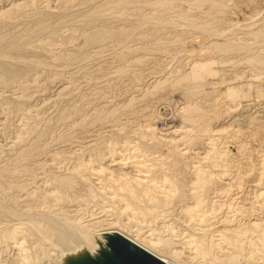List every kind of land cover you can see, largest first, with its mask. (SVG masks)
Segmentation results:
<instances>
[{
  "label": "rangeland",
  "instance_id": "rangeland-1",
  "mask_svg": "<svg viewBox=\"0 0 264 264\" xmlns=\"http://www.w3.org/2000/svg\"><path fill=\"white\" fill-rule=\"evenodd\" d=\"M124 1L0 0V13L6 10L0 15V61H9L20 71L18 77H0V264L102 260L100 250L93 252L73 234L70 236L74 238L68 236L72 248L68 252L49 232L47 219L50 216L57 220L64 214L81 217L82 221L96 222L94 229L102 234L103 229L114 227L117 205L107 198L109 195L97 191L94 198L80 180L74 190L63 193L56 179L77 170L80 161L101 158L103 152L106 163L113 164L111 146H115L116 156L128 158L130 151L123 148L126 140L137 143L140 133L148 130L147 124L154 121L161 128V119H166L169 127L186 123L195 140L185 142L183 134L176 136L183 139L178 147L169 144L176 150L180 148L184 156H172L173 149L163 146L156 153L137 155L138 159L146 161L151 156L146 162H154L153 167H166L163 170L169 172L181 170L182 174L200 164L215 170L219 181L216 179L217 187L213 188L233 183L231 198L244 206L237 213L226 207L218 209L216 218L205 221L210 223L207 225L189 220L182 213L184 202H177L175 207L170 206L167 217L142 224V233L149 234L148 229L153 227L166 236L173 227L179 239H219L222 229L226 231L238 221H255L253 205L262 202L258 207L263 206L264 212V180L260 179L264 157V0ZM100 32L104 33L103 39L91 41ZM224 41L238 47L217 50L215 44ZM194 69L197 79L186 78ZM215 129L223 132V137L218 135L221 142H217V151L223 154L217 156L221 160L218 166L206 158L211 147L209 134L216 133ZM156 156L158 160H154ZM240 175L245 176L242 186ZM212 190L210 197L217 195L218 199L220 190ZM260 192L263 196L258 198ZM205 205L209 208L212 204ZM120 218L123 224L130 223ZM33 221L39 223V230L33 229ZM23 227L27 233L26 262L15 241L2 238L8 231ZM180 246L182 262L195 264L192 250ZM231 253L235 264H255L249 254L242 257Z\"/></svg>",
  "mask_w": 264,
  "mask_h": 264
},
{
  "label": "bare ground",
  "instance_id": "bare-ground-1",
  "mask_svg": "<svg viewBox=\"0 0 264 264\" xmlns=\"http://www.w3.org/2000/svg\"><path fill=\"white\" fill-rule=\"evenodd\" d=\"M124 2L126 3V1H124ZM127 2H128V0H127ZM16 6L20 7L22 5H16ZM2 12H4V13H2ZM2 12L0 13V15L5 14L6 10L2 11ZM103 37H104L103 32L96 33L91 37V39H92L91 41L100 42L103 39ZM215 46H216L217 50L222 52V51H226L229 49H235V47L237 45H234L233 43H230L228 41L227 42L224 41V42H219V43L215 44ZM229 51H231V50H229ZM19 72H20L19 68L16 65L9 63V61L8 62H6V61L2 62V60L0 61V77H13V78L16 76L18 77ZM214 73H216V71ZM191 76L195 77V78H196V76H198L196 69L193 70V72L191 73L190 76L187 75L186 78H191ZM187 104H189V103H187ZM183 106H185V105H183ZM196 106H197V104H196ZM183 109H184V107H183ZM194 110H195V108H194ZM186 111H188V110H186ZM188 112H187V114H190V116L194 114L193 112H192L193 114L188 113ZM195 115L197 116V113ZM200 116H201V114H200ZM200 116H199V118H200ZM199 118H196L194 120H197ZM153 122L154 121H151L149 124H147L148 130L147 131L145 130L146 132L142 131V133H140V137H139L140 141H138L137 143L134 144V142L131 139V140H126V142L124 143L125 145L122 143L123 148H125L124 146H126L127 147L126 151H128L127 149H129V151H130L128 158H121V157L119 158V156H116V153H117V151H115L116 148H113L115 146H111L112 148L109 147L111 149H109L110 151L109 150L108 151L112 155L113 159L111 161L113 162V164H111V163L107 164L106 163V161H107L106 157L107 156L105 157L106 159L104 157H102V156H105V154H104L105 152H103L102 153L103 155L101 156V158L99 157L100 159L99 158H97V159L93 158V159H89L88 162H86L83 159L84 161L78 162L81 164L80 165L78 164L79 167L76 168L77 170H75V171L71 170L72 171V172L70 171L71 173H69V174L67 173V175L65 174L66 176H60L59 178L56 179V180H58V183L60 184L63 193L68 194L73 188L76 187V184L80 180L81 183L83 182L86 184V185L84 184L88 188V189L87 188L86 189L89 191L90 195H92L94 198L96 197V195L98 193L100 195L101 194L102 195L106 194V196L109 195L107 198L109 199V197H110V200H112V202H114L118 207L117 210H114V213H117L118 216H116V214L115 215L110 214V215L118 217V218H116L117 220L115 219L116 222L113 221L114 223L112 226H114V227H111V228L105 229V230L101 229L102 231H104L102 234L100 233L101 232L100 230L98 232V230L94 229V228H96V222H93V223L92 222H85V221H82L81 217L72 218L69 215L67 216V214H64V215H61L60 217H58L57 220L56 219H50V216H48L49 217L48 219H47V217L45 218L48 220V221L47 220L46 221H47V228H48L49 232H51L53 235L57 236L58 239L56 237L55 238L58 240L59 244L63 245L62 246L63 248H65V247H66V249L68 248V250H67L68 252L69 251L72 252V250H69L72 248L68 245V242H67L68 236H69V238H74V237H71L72 235L70 236V234H73V236L74 235L77 236L80 239V241H82L93 252L99 251V250L102 252V257H103L102 260L90 258V259L85 260L84 262H78V263L76 262V263H71V264H122V262L116 257L112 248L110 247V241L113 238H123V239L127 240L129 242V244L131 245L132 249H136L140 252H145V253L151 255L152 257L156 258L157 260H159L163 264H187L186 262H182V259H181L182 258L181 257L182 252L178 248V246H180V244L182 246L185 245L190 250H192V253L191 252L190 253L193 256L192 258H194V260H195V264H199V262L203 263V264H235V263H233V260H232V258H233L232 256L234 255L231 253L232 251H233V253L235 252L236 254L242 255V257L244 254H249L248 255L249 258L255 264H264V252H262L264 250L263 249L264 248V220H263V217H264L263 213L264 212L261 209L263 206L260 208L258 207V206H260L259 204H261L262 202L259 203L257 206H255V205L252 206L254 211L256 212L254 214L257 215V218L255 219V221H253V222L250 221L248 223H241L240 221H238V224L236 223V225L227 227L226 231L224 229H222V232H219V234H220L219 239H217V237H216V239H212V237H211L210 240H206V238L205 239L199 238V239L195 240L194 237L189 238V240H183L184 238L179 239L178 237H180L179 236L180 234H178L179 232L173 230V227L169 228V231H168L169 233L166 236L163 235L162 233H160L161 230L159 232L157 230V228L153 229V227L148 229L150 231L149 234H144V233H142L143 231H140L143 228L142 224H144V223L149 224L152 221L155 222V221L160 220L162 217H164V218L167 217L168 216L167 212H169L168 210L172 207L171 205H173L177 202L178 203L184 202V210H182L183 211L182 213L185 214L186 217L189 218V220L202 222L205 224H207L205 222L206 220H208L210 218V221H211V219L216 216L215 214H217L216 211L218 209L221 210V209H224V207H226V208H228V210L229 209H235L234 211H236V210L240 211V210H243V206H244V204L239 205V204L235 203L234 200H236V199L231 198L233 196V194H232L233 187L235 186V185H233L232 181H231V183H232L231 186L230 185L227 186L228 183L225 184V182H224L219 189L213 188L214 184L216 183L215 182L216 179L219 178V177H217V175H216L217 172H215V170L205 169L200 164V166H198V165L193 166L192 165V168H191L192 171H190L191 170L190 169L188 171L189 173L187 172V170H188L187 168L189 166H187V168H184L185 170L186 169L187 170L184 172V174H182L181 170L179 172H175V171L169 172V171H167V169L165 171L163 170L166 167L165 168L163 167V169L159 168V169H162L163 171L157 169V167H153L154 162H153V165L151 162H150L151 164H148L146 162L147 159L150 158L151 156L146 158V161L140 160L141 158L138 159L137 155H139V154L145 155L146 153H152V152L156 153V151L157 152L160 151L163 146L164 147L165 146L171 147L169 145L170 143H172L174 145V147L175 146L178 147V144H179L178 142L180 140L184 139L185 142H192L191 140H195L193 137L191 138V136H193V135L190 136V132L192 131V129H190L191 131L189 129H186V127H187V125H185L186 123L183 125L182 124L177 125L176 123H179V122H175L176 125H173L172 127H169L167 129H165V128L162 129V128H159L158 126H155ZM230 125H232V124H230ZM230 125H228L229 127L228 126L227 127L230 128ZM209 128H208L207 132H209ZM232 128L233 127H231V129ZM224 129H227V128L224 127ZM221 130H222V128H221ZM221 130H219V132L217 133V131L215 129L216 133L212 132L214 134H209V139L211 140V143H209V145L211 144L210 145L211 147L208 150L206 158L211 159V162L213 164H216V165L218 162L221 161V160L220 161L217 160V156L221 153V152L219 153V151H217V146H218L217 142H219V143L221 142V141H218V138L220 136L223 137V132H222L223 130L222 131ZM210 131H214V129L210 128ZM220 131L222 132V135L219 134ZM234 131H236L235 128H234ZM227 132H230V131L227 130ZM192 133H193V131H192ZM230 133L232 134V131ZM238 133H239V131H238ZM183 134L186 136V138H184L185 136ZM198 134H199V132H198ZM181 135L184 136L183 139L182 138H180V139L176 138V136L181 137ZM218 135H219V137H218ZM188 136H189V138H188ZM206 137H208V136H206ZM228 137H231V136H228ZM142 138L143 139L146 138L145 140L150 139V141H152V142L148 143V141L142 140ZM197 139H198V137H197ZM233 139H231V141ZM198 140H200V139H198ZM228 141H230V140H228ZM132 142H133V145H132ZM243 143H244V141H243ZM242 144L240 145V143H239L240 146H244ZM228 146H230V145H228ZM236 146H238V145H236ZM174 147L173 146L171 147L173 149L172 150L173 154L171 153L172 156L177 155L178 153H179V155H183L180 148H177L178 150H176V148H174ZM184 147H186V146L184 145ZM232 148H230V149H232ZM235 148L236 147H234L233 149L235 150ZM241 148H243V147H241ZM246 149H243L242 152ZM94 150H95V148H94ZM131 150H132V152H131ZM179 150H180V152H179ZM121 151H123V149ZM238 152H239V150H238ZM239 154H240V152H239ZM111 155H109V157H111ZM151 155L153 156L154 154H151ZM222 155L223 154L221 153V156ZM98 156H99V154H98ZM114 157H116V158H114ZM157 158L158 157L156 156V159H154V158L153 159L158 160ZM179 158H181V157H179ZM213 158H215V159H213ZM263 158H262L263 161H261L262 171L260 172V175H261L260 179H262V180H264V159ZM124 159H126L125 162L123 161ZM127 160H129V161H127ZM144 160H145V156H144ZM181 160H182V158H181ZM179 162H177V163H179ZM165 163H167V162H165ZM182 163H184V162H182ZM238 164H239V162H238ZM251 164H253V162ZM251 164H248L249 167ZM155 166H156V164H155ZM74 168H73V170H74ZM256 169H259V168H256ZM250 170H251V168H250ZM239 173H241V172H239ZM241 175H243V174H241ZM241 175H240V178H241ZM55 178H56V176H55ZM244 178H245V176H244ZM244 178H241L240 181H238L239 184H241V186L243 185L242 183H243ZM2 179L3 178L0 174V186H1V180ZM221 179H223V178H221ZM217 181H219V179ZM223 181L224 180H222V182ZM214 187H217V186H214ZM212 189H215V190H212ZM211 190L215 191V192H216V190L217 191L220 190V192L218 191L219 193L216 192L219 194L218 196L220 198L217 197L218 199H215V197L217 195L214 194L216 196L214 198L212 197L213 198L212 199L209 195ZM233 193H235V192H233ZM262 193L263 192H260V194L258 195V198L260 195H262ZM67 194H64V195L66 196ZM85 194H87V193H85ZM58 195H59V193H58ZM100 195H98L97 197H99ZM222 195L225 198L224 197L222 198ZM32 198H33V196H32ZM99 199H101V198H99ZM101 200H103V199H101ZM207 202H209V203L211 202V204H212L211 207H209L210 209L205 208V207H207L205 205ZM257 203H258V201L256 202V204ZM56 211H55V214H56ZM4 213H5V211H4ZM18 213H20V212H18ZM236 213H237V211H236ZM58 214H59V212H58ZM213 214H214V216H213ZM120 217H125L130 223H126L127 225L123 224L121 222L122 218H120ZM226 220H228V218ZM226 220H224V221H226ZM46 221L44 220L43 223H46ZM232 221H233V219H232ZM33 222L35 224V226L33 225L34 226L33 229L39 230V227H37V225L39 223L36 224V221H33ZM228 222H230V221L228 220ZM225 223L227 224V222H225ZM131 224H133V225H131ZM147 224H144V225L146 226ZM209 224L210 223H208L207 225H209ZM133 226L137 227V229L131 230V228ZM199 226H201V225H199ZM17 228L11 230L10 232L8 231V233H6V234H3L2 238L3 237H9L10 240L12 239V241H15V246L17 244L18 247L17 246L16 247L22 253L23 259L25 260L24 262H26V260L28 259V254L26 253L27 249H25L24 244H25V238H26L27 233H26V230L24 229V227L19 228V229H17ZM40 232H41V230H40ZM33 233H34V231H33ZM35 233H37V231H35ZM188 237H190V236H188ZM77 241H78V239H77ZM217 241H220V243H218ZM219 245H221V246L219 247ZM224 247L228 248L229 250L227 249L228 251L227 250L225 251ZM180 248H181V246H180ZM220 248L222 249L221 252H219ZM63 250H65V249H63ZM234 257H235V255H234ZM236 257H237V255H236ZM29 258H30V256H29ZM192 258H190V259H192ZM179 259H181V261H178ZM233 259H235V258H233ZM63 260H64V258H63ZM27 262H26V264H27Z\"/></svg>",
  "mask_w": 264,
  "mask_h": 264
},
{
  "label": "water",
  "instance_id": "water-1",
  "mask_svg": "<svg viewBox=\"0 0 264 264\" xmlns=\"http://www.w3.org/2000/svg\"><path fill=\"white\" fill-rule=\"evenodd\" d=\"M110 247L122 264H163L145 252L132 249L129 242L123 238H113Z\"/></svg>",
  "mask_w": 264,
  "mask_h": 264
},
{
  "label": "built area",
  "instance_id": "built-area-1",
  "mask_svg": "<svg viewBox=\"0 0 264 264\" xmlns=\"http://www.w3.org/2000/svg\"><path fill=\"white\" fill-rule=\"evenodd\" d=\"M159 124L161 125L160 127L161 128H166V127H169V124H168V121L166 119H161Z\"/></svg>",
  "mask_w": 264,
  "mask_h": 264
}]
</instances>
